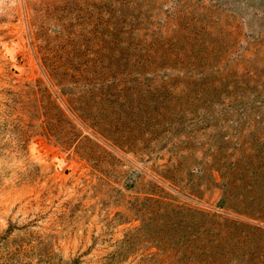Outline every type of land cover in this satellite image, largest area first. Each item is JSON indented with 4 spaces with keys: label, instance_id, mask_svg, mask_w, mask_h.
Wrapping results in <instances>:
<instances>
[{
    "label": "rangeland",
    "instance_id": "obj_1",
    "mask_svg": "<svg viewBox=\"0 0 264 264\" xmlns=\"http://www.w3.org/2000/svg\"><path fill=\"white\" fill-rule=\"evenodd\" d=\"M0 264H264V0H0Z\"/></svg>",
    "mask_w": 264,
    "mask_h": 264
}]
</instances>
